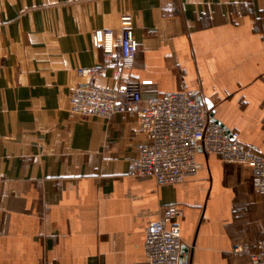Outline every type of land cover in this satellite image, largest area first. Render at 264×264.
<instances>
[{"label":"crops","instance_id":"obj_1","mask_svg":"<svg viewBox=\"0 0 264 264\" xmlns=\"http://www.w3.org/2000/svg\"><path fill=\"white\" fill-rule=\"evenodd\" d=\"M134 20L129 71L104 67L93 36ZM144 100L192 91L264 157V0H0V264H148V226L177 205L189 264H250L234 249L264 231L250 166L200 154L198 174L160 187L129 173L145 141L136 115L70 111L78 69ZM123 100V97H121Z\"/></svg>","mask_w":264,"mask_h":264},{"label":"built area","instance_id":"obj_2","mask_svg":"<svg viewBox=\"0 0 264 264\" xmlns=\"http://www.w3.org/2000/svg\"><path fill=\"white\" fill-rule=\"evenodd\" d=\"M92 40L95 47L103 44L104 67L121 71L133 68L138 44L132 17H121L118 37L106 31L103 36L94 35ZM78 74L90 77L91 83L71 91L73 115L105 121L118 113L137 116L145 141L129 163L131 175L153 179L160 187L175 186L198 174V155H218L225 163L250 166L253 190L264 195V157L247 148L237 133L213 122L195 92H172L144 100L141 83L131 76L122 77L117 87L107 88L95 83V69H78ZM180 216L181 209L171 205L162 219L148 226L144 242L148 264H189L188 253L183 252L181 227L176 222ZM234 252L245 255L250 264H264V231L254 247L240 245Z\"/></svg>","mask_w":264,"mask_h":264},{"label":"water","instance_id":"obj_3","mask_svg":"<svg viewBox=\"0 0 264 264\" xmlns=\"http://www.w3.org/2000/svg\"><path fill=\"white\" fill-rule=\"evenodd\" d=\"M197 100H199V101L201 102V98L198 97ZM210 118H211V120H212L213 122H215V123L218 124L219 126L223 127V125H222L221 123H219L218 121H215V120L213 119V114L210 115ZM183 252L188 253V249H187L186 247H184V246H183Z\"/></svg>","mask_w":264,"mask_h":264}]
</instances>
